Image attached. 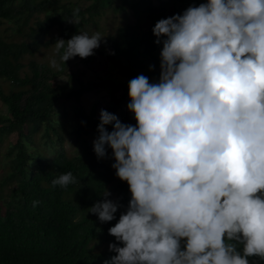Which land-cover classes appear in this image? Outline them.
<instances>
[{"label":"clouds","instance_id":"obj_1","mask_svg":"<svg viewBox=\"0 0 264 264\" xmlns=\"http://www.w3.org/2000/svg\"><path fill=\"white\" fill-rule=\"evenodd\" d=\"M79 11L70 22H80ZM152 32L162 44L160 75L129 80L135 125L101 109L93 141L98 158L112 150L111 166L131 193L108 229L118 243L103 264L264 260V0H203L159 19ZM102 39H57L55 54L63 63L87 58ZM73 183L71 172L52 180ZM110 195L88 209L101 223L120 207Z\"/></svg>","mask_w":264,"mask_h":264},{"label":"trees","instance_id":"obj_2","mask_svg":"<svg viewBox=\"0 0 264 264\" xmlns=\"http://www.w3.org/2000/svg\"><path fill=\"white\" fill-rule=\"evenodd\" d=\"M201 2L0 0V264H103L115 255L109 244L118 242L108 229L131 193L108 163L109 150L104 158L93 150L100 101L85 105L86 93L97 89L109 98L102 109L135 125L128 82L160 75L162 44L152 28ZM77 8L74 24L69 19ZM80 32L99 33L100 47L63 63L54 43ZM110 68L124 80L111 77ZM67 172L75 183L53 187ZM105 191L120 207L114 220L101 223L88 209ZM33 201L40 203L33 207ZM248 259L264 264L258 256Z\"/></svg>","mask_w":264,"mask_h":264},{"label":"rangeland","instance_id":"obj_3","mask_svg":"<svg viewBox=\"0 0 264 264\" xmlns=\"http://www.w3.org/2000/svg\"><path fill=\"white\" fill-rule=\"evenodd\" d=\"M110 72H112L111 77L116 78L118 80H124L125 76L122 75L119 70L117 68H110L109 70ZM106 72V71H105ZM158 79L153 80L152 82L157 81ZM100 101L99 105L97 106V112H96V117L100 116V111L102 109V107L104 106V104L109 100L108 97H102L101 95L98 93L97 89L92 91V92H88L86 93V98L84 99V104L90 106L93 102H97ZM109 153H108V163L110 165H112L115 160L114 157H112V150L110 148H108Z\"/></svg>","mask_w":264,"mask_h":264}]
</instances>
